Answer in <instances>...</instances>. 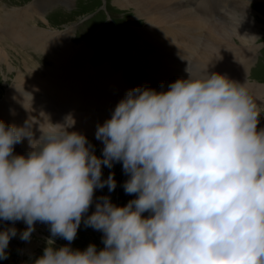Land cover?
Returning <instances> with one entry per match:
<instances>
[{"label":"clouds","instance_id":"9594fccd","mask_svg":"<svg viewBox=\"0 0 264 264\" xmlns=\"http://www.w3.org/2000/svg\"><path fill=\"white\" fill-rule=\"evenodd\" d=\"M188 71V69H187ZM178 79L167 91L137 87L97 127V156L75 121L41 128L32 151L15 155L24 135L0 121V219L51 225L34 264H264V128L245 84L225 75ZM71 121V123H69ZM122 162L126 206L101 197L84 221L105 247L70 245L97 188L115 190L102 168ZM149 213L145 216L144 213ZM15 229L0 232V259Z\"/></svg>","mask_w":264,"mask_h":264},{"label":"bare ground","instance_id":"6f19581e","mask_svg":"<svg viewBox=\"0 0 264 264\" xmlns=\"http://www.w3.org/2000/svg\"><path fill=\"white\" fill-rule=\"evenodd\" d=\"M192 1L197 2L195 9L201 11L203 16L200 17L199 13L192 11L185 0H114V4L121 9L133 8L134 13L147 24L148 28L141 34V41L158 44L161 48L159 51H169L172 57L167 59L164 55L157 59L151 54L150 48L139 42L140 38L132 45L131 56L140 62L144 61L150 72H157L160 78L166 81V85H170L183 78L187 67V63L182 60L188 58H181L175 51L181 52L187 40L193 39L194 43H197L195 47L192 46L193 52H186L192 56L203 38L201 31L205 29L209 36L203 43L204 48L199 52V63L197 61V64H194L197 69L194 73H201L198 76L219 73L237 83L245 84L257 106L256 110L262 114L264 86L250 84L249 79L246 80L248 70L253 64H250V58L254 56L253 43L256 38L255 25L249 17L248 7L243 8V2L240 0H214L211 3L209 0ZM227 1L230 3V9L226 6ZM47 2L52 3L51 0ZM209 4H214V7ZM37 6L33 4L26 9H13L3 15L0 13V44L9 39L8 42L11 43L45 49L53 57L50 58L57 69L49 72L46 79H42L40 74L35 77L28 76L31 74V67H27L26 71L30 73L26 75L19 72L12 86L14 91L8 93L14 104L11 102L9 106L3 107L0 114L7 119L9 126L20 129V133L24 135L21 141L26 145L30 144V138L39 140L42 135L41 128L47 130L52 127L51 123L64 124L66 118L71 116L75 123L68 131L95 139L103 150L104 143L96 138L97 127L111 118L116 105L132 89L124 88L122 81L125 75L118 73L113 66L97 69L91 67L89 45L82 49L71 45L70 34L73 29L67 28L65 32L58 33L44 31L34 24L32 26L31 19L35 20L36 16L48 23L41 7ZM221 11H226L221 20H214L209 24L211 20L205 14L210 12L220 15ZM3 20L5 22H2ZM187 35L188 39H184L183 36ZM54 50L63 52H60V55L58 52L57 55ZM2 51L6 49H0V60L7 61L9 53ZM174 64H177L176 68L173 67ZM238 65L239 68L235 69ZM12 69L14 70V67L10 64V70ZM156 88L157 84H154L153 89L157 90ZM164 89L168 90L167 87ZM116 90L120 91L116 93ZM13 108L25 116L16 114ZM91 215L88 211L84 218L87 219Z\"/></svg>","mask_w":264,"mask_h":264},{"label":"rangeland","instance_id":"374dc122","mask_svg":"<svg viewBox=\"0 0 264 264\" xmlns=\"http://www.w3.org/2000/svg\"><path fill=\"white\" fill-rule=\"evenodd\" d=\"M3 1L8 2V4H10L12 8L7 9L6 6L3 5ZM51 1L52 3L47 2V0L45 1L44 0H0V7H1L0 13L3 15L6 13H9L13 9H26L33 4L37 6L39 3H41V5H38L37 7H41L42 13L44 14L45 18L48 20V23L36 16L35 20L34 18L31 19L32 26L34 24V26L44 31L47 30V31H53V32H58V33H63L67 30V28H71L73 30H72V33L70 34L71 36L70 40H72V38L76 36V34H74L73 25H77L76 31H78V34L75 39L77 43H82L88 40L89 38L87 37L92 31L89 29V27H91V25L94 23L95 20L99 22L101 21L104 28H106L107 30H110L109 36L111 37V40H112L111 41L112 47L108 49L109 54H111L112 49H115V48L117 49L118 48L117 46L120 45V47L124 48L125 53L130 57H132L131 47L132 45L135 44V40L138 39L136 35L135 36L132 35L131 37L130 34H132L134 32V29L137 28L138 29L137 35L141 36V34L148 28L147 24L144 23L142 18L138 17L134 13L133 8L130 7L126 10L123 8L121 9L117 5L114 4V0H107L109 4L108 8L111 14H113V12L116 15L119 14L120 16L119 20L115 19V21L107 22L109 18L108 14L105 11H103L104 13L99 14L93 21L85 25H81V24L84 22L85 19H87L89 15H91L93 12L99 9L101 2L103 0H69L68 3H66V1L64 0H51ZM240 1L241 3L243 2V8H245V6L248 7L249 17L251 21L253 22V24L255 25L254 30H255L256 38L253 43V45L255 46V50L253 53L254 55L256 54L258 59L257 60L254 59L253 61V64L255 62L256 63L252 71V76L249 78L248 81L250 82V84L252 83V84H258L260 86H264V0H240ZM185 3L189 4L190 2L188 0V1H185ZM209 5L212 8L214 7V4H209ZM226 6L228 9H230V3L228 1L226 3ZM46 14L49 15L48 18L46 17ZM205 15L208 18L212 17V13L210 12L206 13ZM198 16L200 15L198 14ZM221 17L222 16H219L218 21L221 20L220 19ZM40 20L42 21L41 25L38 24ZM2 22H5V21L3 20ZM211 22L212 21H209V24H211ZM204 31L205 29H203L201 32L204 33ZM188 37H189L188 35L186 37L183 36L184 39H188ZM140 40H141V37H140ZM192 40L193 39L187 40V42L185 43V46L181 48L182 49L181 52L175 51L178 53V55L181 58H188L187 60L185 59L182 60V62L185 64L188 62L189 58H191V53L187 54L186 52H193L194 49L192 50L193 48L192 46L195 47L197 44V43H194V40L193 41ZM8 41L10 40L9 39L5 40L3 43L0 44L1 50L6 49V51H2V52L5 54L9 53V56H10V58L8 56L7 61L0 60L1 61L0 62V112L4 109L3 107L9 106L11 102L12 103L14 102V100L12 101L10 99V94L8 95V93H12L14 91L12 86L19 72L21 73L23 72V74L25 75L31 72V74L28 75V76L31 75V77L33 76L35 77L38 74H40L42 79H46L48 78L49 72H53L52 70L55 71L57 69L54 61L52 60L53 57L49 55V53L46 52L45 49L36 48L33 45L23 46L22 44L11 43ZM51 41L55 42L56 40H51ZM71 42H72L71 45L72 46L75 45L74 47H76L77 49H82L85 45H87V44H84L83 46L79 47L73 42V40ZM140 43L144 44V41L142 40ZM148 43L150 42L148 41ZM237 43L239 46L241 45L239 42ZM149 45L151 47H148L145 45L143 46L150 48L151 54L154 55L157 59L164 57V55L167 56L166 57L167 59H171L172 56L169 55L170 54L169 51H167L166 53H162L161 51H159V49L161 48L160 46H158V44L153 43L152 45L150 43ZM197 46H199V44ZM16 47H25V50L17 48V50L19 51L17 52L15 50ZM89 47L91 49V55H90V64H91L93 50L91 46ZM54 52L56 54L59 52V55H60V52H63V50L62 51L54 50ZM29 53H31L33 59L29 57ZM193 60H196V58H194ZM197 61L194 64H197ZM34 62L39 68H48V69H45L43 73L38 70ZM141 63L144 65L146 64L144 61ZM10 64L14 67V70L12 69V71L10 70ZM120 64H121L120 61L115 60V67L117 69H121ZM194 64H192L193 73H194V70L197 71ZM108 65L110 66V64H106L104 66H108ZM200 66L201 65H198V67ZM27 67H31L32 70L30 72L26 71L28 70ZM173 67L176 68L177 64H174ZM145 68L148 69L149 66L146 64ZM121 71L123 72V70ZM153 74L156 75V77L160 79V84L162 85L163 88L165 87L168 88L169 85H166L167 84L166 81H163L157 72L153 71ZM180 79H187L186 73L183 75V78H180ZM86 114H88L87 111H86ZM259 119H260V128H264V110H262V114H260ZM6 120L7 119L1 113L0 121H3L6 125H8ZM87 140H88L89 145L93 146L94 153L97 156L102 157L103 150H101L102 148L99 145V143L93 138L87 137ZM17 144L14 145L15 155L27 156L31 152L32 147L30 146V144L26 145L22 141ZM23 144L25 146H22ZM102 172H103V175H102L103 180H106L109 175L114 174V178L117 182V186L115 190L112 192H109L107 186H105L103 189H100V188L96 189L93 203L88 210L91 214L95 212L96 204L100 201L101 197H105V196L110 197L111 202L113 204L117 206H126L127 203L130 200L135 199L137 195V194L129 195L124 190L123 185L125 181L129 179V175L124 172L122 162H114L113 167L111 168L103 167ZM144 215L148 216L149 213L146 212L144 213ZM85 220L87 219L84 218L82 220L80 227L77 231V236L75 240L71 242L70 247L73 250H76V249L84 250L88 247L89 244H95L98 251L102 250L105 247L103 243V236H104L103 232L97 231L94 228L87 226L84 223ZM27 227L28 226L22 220L13 222V221H5V220L0 219V232L6 231L9 229L16 230V235L10 239L9 245L5 249V252L7 253L8 258L0 259V264H34V261L38 259L40 256H42L44 249L49 246L48 241L50 238L55 241L54 247L56 248H60L62 246L69 244V242L63 239L62 237H59V236L52 237V234L50 231L51 225L48 223H41L39 221L35 223L34 231L32 232L30 238L28 240H22L21 234L27 229Z\"/></svg>","mask_w":264,"mask_h":264}]
</instances>
